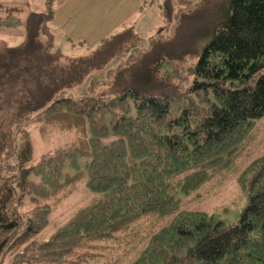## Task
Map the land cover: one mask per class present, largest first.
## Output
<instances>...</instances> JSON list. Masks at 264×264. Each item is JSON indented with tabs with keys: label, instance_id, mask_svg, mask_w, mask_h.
<instances>
[{
	"label": "trees",
	"instance_id": "obj_1",
	"mask_svg": "<svg viewBox=\"0 0 264 264\" xmlns=\"http://www.w3.org/2000/svg\"><path fill=\"white\" fill-rule=\"evenodd\" d=\"M190 1L165 0L164 24L143 48L130 27L55 73L45 69L36 79L26 71L32 69L29 63L14 69L23 71L26 112L7 111L0 132L4 146L13 144L12 152H5L6 164L0 163L1 260L95 264L110 244L134 240L142 222L171 217L144 237L145 248L130 264H264V154L237 176L247 192L237 223L184 210L174 195H193L231 167L264 117V0H199L176 14L180 2ZM54 2L45 0V12L32 13L25 23L12 19L15 26L26 24L27 43L20 49L6 47L2 54L0 65L7 71L0 83L5 87L14 79L13 71L7 80L11 62L20 57L42 53L50 62L62 59L51 52L53 36L43 48L40 40L44 26L55 18ZM114 59L121 62L112 95L54 97ZM16 115H28L23 125L37 124L43 136L58 131L73 133L75 140L28 166L31 143L23 142L18 153L16 128L13 139L3 137ZM66 166L73 174L64 177ZM83 182L94 194L91 202L49 240H37L54 209Z\"/></svg>",
	"mask_w": 264,
	"mask_h": 264
},
{
	"label": "rangeland",
	"instance_id": "obj_2",
	"mask_svg": "<svg viewBox=\"0 0 264 264\" xmlns=\"http://www.w3.org/2000/svg\"><path fill=\"white\" fill-rule=\"evenodd\" d=\"M164 1L55 0L53 8L55 18L44 26L46 32L41 35L40 40L43 48L47 46L50 41L49 38L53 36L51 52L61 55L62 59L50 62L46 57H43L41 52L40 56L42 57L40 58L42 60L39 57L31 56L28 60L22 61V57H20L18 60L11 62L7 80L11 79V73L15 68H19L20 70L26 63H29L28 65L32 68L28 70L27 67L26 71L35 74L36 79L37 73L39 74L40 71L41 77L43 75L41 73H45V69L49 70V74L55 73L66 67L68 61H76L90 56L106 39H110L114 34L130 27L135 28V31L140 35L142 42L138 45V48H143L144 45L148 44L149 37L154 34L156 29L164 24L162 16ZM198 2L199 0H192L187 4L180 2L178 5L181 8L177 7V10H175L176 14L181 9L186 8V5L192 7L198 4ZM44 4L45 0H0V60L6 47L20 49L24 48L27 43L26 24L21 26L10 25L12 19H21L25 23L32 13H44ZM141 6H143L142 11L140 10ZM174 23L175 20L171 22L172 25ZM168 28L173 27L169 26ZM23 57H25V54H23ZM120 62V59H114L104 67L90 71L80 83L57 91L54 93V97L72 96L81 98L97 94L112 95L111 85ZM38 65H41V68H36ZM19 70L13 72L14 79L10 83L6 81V87L2 85L3 83H0V132H2L1 128L5 123L4 119L8 114L7 111L14 112L21 110L22 112H26V106H21V95L22 91H24L22 87L25 90H27V87L22 82L21 75L23 71ZM6 71L7 69L1 64L0 82L3 73ZM3 86L5 87V92L1 91V87ZM18 98L19 103L15 101ZM50 102L51 99L47 100L37 110L34 108L36 106H29L28 108L37 112L49 105ZM27 121L28 115H16L13 122L9 125V131L5 132L3 137L13 139L12 130L16 128L15 134L18 132V135L17 138H14L15 143H13L14 149H18V153L23 148V142L29 141L31 143L33 152L28 166L36 165L43 154L66 146L75 140L73 133H61L58 131H53L43 136L40 134L37 124L29 122L27 126L23 125ZM2 141L1 137L0 151L4 150V152L0 154V163L6 164V153L12 152L13 144H9L6 147ZM262 154H264V117L257 121V127L249 135L248 140L243 145L242 150L231 167L217 174L199 192L193 195L185 196L180 191H176L174 195L182 201V209L184 210H202L214 215L219 221L226 224L237 223L247 205V192L239 187L236 180L237 176L255 158ZM86 161V158L81 160L82 166L85 165ZM63 173L65 177L66 175L73 174V171L69 166H66ZM93 198L94 194L87 189L85 182L81 183L73 195L54 209L49 225L36 239L39 241L49 240L58 227L66 223L77 210L90 203ZM170 220L171 217H165L142 222L136 229L138 233L134 236V240L131 236L123 239L121 243L110 244L108 250L102 255L103 257L98 259L95 264H107L110 261L116 264L118 260H121V264H130L139 255V251L145 248L143 245L144 237L150 231L166 225ZM132 246L137 247L133 249L131 248ZM0 264H13V259H0Z\"/></svg>",
	"mask_w": 264,
	"mask_h": 264
},
{
	"label": "crops",
	"instance_id": "obj_3",
	"mask_svg": "<svg viewBox=\"0 0 264 264\" xmlns=\"http://www.w3.org/2000/svg\"><path fill=\"white\" fill-rule=\"evenodd\" d=\"M44 9H45V5H44ZM10 25H12V24H10Z\"/></svg>",
	"mask_w": 264,
	"mask_h": 264
}]
</instances>
